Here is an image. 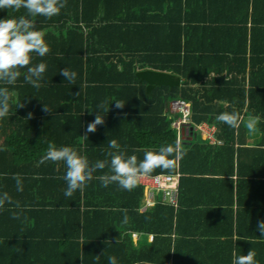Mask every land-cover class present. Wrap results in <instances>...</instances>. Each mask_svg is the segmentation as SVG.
Listing matches in <instances>:
<instances>
[{"label":"trees","instance_id":"trees-1","mask_svg":"<svg viewBox=\"0 0 264 264\" xmlns=\"http://www.w3.org/2000/svg\"><path fill=\"white\" fill-rule=\"evenodd\" d=\"M7 14L8 10H0V18ZM12 14L19 16L26 10ZM35 19L46 34L50 51L44 57L33 55L32 63L44 62L47 68L39 89L25 82L27 69L21 70L14 87L9 86L12 106L8 117L0 119V173L10 184L16 183L12 176L19 173L28 186L39 187V196L35 204L17 206L12 202L0 208V264H108L109 256H115L117 264H147L142 247L128 245L121 233L148 231L152 221L160 220L159 225L166 224L162 231L167 227L169 232L176 220L177 238L173 254L170 248L167 255L156 260L151 257V264H232L234 253L244 255L249 249L256 252L257 264H264V236L256 231V221L264 218V203L238 204L237 217L228 209L230 230L221 232L218 227L221 234L213 248L216 256H201L198 262L184 253L188 230L178 222L181 214H188L184 199L189 190L193 192L196 182L208 185V178L198 175L208 167L216 176L226 174L222 181L230 183L233 190L230 177L234 173L236 128L218 121L219 113L235 109L242 114L245 109L246 114L261 118L258 146L243 149L252 159L250 164L258 167V174L264 172V0H66L59 15ZM65 67L77 73L75 84L60 75ZM148 68L184 79L180 84L155 85L147 91L146 82L136 72ZM172 99L188 102L192 127L202 121L214 123L216 135L225 141L219 146L182 137L179 144L184 154L175 161V168H158L150 174L181 173L180 204L158 202L150 210H141L144 186L138 184L132 191L114 183L101 186L95 177L108 172L107 167L94 173L83 192L64 196L69 205L44 197L49 193L64 195L66 188L62 163L59 171L51 161L40 163L49 142L82 149L89 160L109 159L108 143L99 146L109 133L95 139V132H87L103 102L102 114L110 109L98 126L105 134L111 129L110 119L120 126L128 121L135 138L132 150H127L129 155L133 149L174 144L177 129L171 127L174 119L168 110ZM116 101L125 104L117 108ZM19 103L23 106L16 108ZM45 105L48 111H44ZM134 154L143 158L142 151ZM226 163L229 169L221 175L225 168L218 170V166ZM238 173L242 174L240 165ZM34 174L39 178H30ZM47 182L52 186L49 193ZM203 188L197 192L206 191ZM259 188L264 191V182ZM82 200L86 203L83 212L79 206ZM62 205L70 209L63 210ZM13 213L18 218H13ZM235 224L243 237L236 241L229 238ZM37 252L42 258L33 260Z\"/></svg>","mask_w":264,"mask_h":264},{"label":"clouds","instance_id":"clouds-1","mask_svg":"<svg viewBox=\"0 0 264 264\" xmlns=\"http://www.w3.org/2000/svg\"><path fill=\"white\" fill-rule=\"evenodd\" d=\"M65 6L66 0H0V10H8L7 16L0 18V119L8 117L10 113L13 92L9 86L16 85L22 75V69H27L24 73L25 82L36 89L42 86L41 82L47 65L44 62L33 64V55L44 57L49 53L50 47L45 40V32L37 27L35 18L51 19L59 15ZM21 9L26 10V14L19 16L12 14ZM59 72L64 80L75 84L77 79L75 71L65 67ZM76 94L78 95L79 91ZM124 104L116 101L115 106L122 108ZM22 106L19 103L16 108ZM103 109L102 102L97 106L94 120L87 125L88 133L95 132L97 126L104 123V114L109 111L110 107L102 114ZM48 110L49 108L45 105L44 111ZM216 119L231 128H238L244 121V117L235 109L219 113ZM260 121L261 118L255 115L247 118L245 124L250 134L257 131ZM108 147L110 151L106 155L109 159L97 160L92 163L82 149L78 150L70 145L58 146L55 142H49L40 163L51 161L57 165V171L60 170L61 163L64 165L65 172L61 177L66 182L64 196L71 197L77 190L83 192L88 182L94 178V173L104 170L106 167L108 172L95 177L101 182V186L107 187L114 183L120 189L132 191L138 186L141 177L150 175L156 169L173 170L175 161L184 154L179 142L161 145L158 149H133L131 155L128 154L127 149L121 148L116 139L108 141ZM137 151L143 152L142 159H138L134 154ZM12 179L16 182L17 191H23L22 176L17 173L12 176ZM5 202H13L6 192L0 194V208L4 207ZM17 206H19L18 202ZM13 218H18L16 213H13ZM127 220L125 212L123 222L126 223ZM256 231L264 236V218L256 221ZM255 256L256 252L252 249H249L244 255L234 253L232 264H257ZM99 258L100 255H97V259ZM81 259L83 258L81 257ZM108 264H117L116 257L109 256Z\"/></svg>","mask_w":264,"mask_h":264},{"label":"crops","instance_id":"crops-1","mask_svg":"<svg viewBox=\"0 0 264 264\" xmlns=\"http://www.w3.org/2000/svg\"><path fill=\"white\" fill-rule=\"evenodd\" d=\"M149 69V68H148ZM142 70V69H141ZM153 70V69H150ZM160 71V70H155ZM166 72V71H161ZM169 74L174 75L175 77L180 78V83L184 78L180 77L177 74H174L172 72H167ZM139 77V76H138ZM143 79L141 78V81ZM145 81V80H144ZM146 82V81H145ZM179 83V84H180ZM159 85V84H156ZM164 85V84H163ZM155 86V85H154ZM153 86V87H154ZM152 87V88H153ZM151 88V89H152ZM146 89H147V82H146ZM151 89L149 91H151ZM170 104V102H169ZM169 114L174 118V115L170 111V106H168ZM242 117H244V121L241 122L240 126L235 129V141H234V173L231 175L230 179L233 182V190L231 188L230 183L223 182L225 181L226 174L223 175L225 177H219L216 176V171L213 170L212 167H208L207 171L204 174H198L201 176H206L208 178V185H200V182H196V186L193 189V192L189 190L187 193V198L184 199V203L187 204L185 206V210L188 211V214L185 215V213L178 219L179 224H184L186 226L185 230H188L187 232V246H184L183 250L185 254H191L192 259H197L194 262H198V257H205L207 259L216 256L213 253V248L216 245V239L218 238V235L221 234V232L229 233L230 228L228 227L226 217L228 216L229 210H232V214L237 217V213L239 212V205L238 204H263L264 203V194L260 193L259 191H263L259 188L260 182H264V172H260L258 174V167L255 165H252V159L248 155V153L243 149L245 148H253L258 146V139L261 135V132L258 130L254 134H250L246 128V120L248 117L252 116L245 113V109L243 110ZM118 119V118H116ZM119 120V119H118ZM173 122L171 123V127L174 128ZM126 126H120L118 121L115 119H110L111 129L110 131H106L104 134V131L101 130V128L98 126L95 133L94 138L102 137V135L106 136V134L109 133L108 137H104L102 139V143L99 142V146H106L104 144H107L108 141L111 139H116L118 143L121 145L122 149L132 150L133 143L135 141V138L133 137V132H130L128 130V121L125 122ZM243 124V126H242ZM124 125V124H123ZM205 126L206 129L208 128L209 134L206 132H203L201 130H198L191 135V132L187 129L184 134L182 135V132H178L177 130V142L180 141L182 137L192 138L194 141H206L209 144L212 145H219L223 146L225 144V141L221 138H219L216 133L218 131V126L214 123H208L206 121H202L200 123V126ZM62 134H65L63 131ZM98 139V138H97ZM101 139V138H100ZM96 142V140H95ZM180 143V142H179ZM84 146V145H83ZM108 146V145H107ZM222 151H227L226 148H222ZM103 158V156H102ZM96 159V160H95ZM101 160V158L98 157H91L90 162L92 161ZM228 163V162H227ZM226 163L225 167H219L218 170L221 168V175L223 173H226L227 169H229L228 164ZM240 165V171L242 174L238 173ZM177 172V171H176ZM175 172V173H176ZM33 174V173H31ZM157 174H166L158 172ZM171 174V173H170ZM179 182L177 187V204H180L179 202V185H180V177L181 173H179ZM244 174V175H243ZM197 175V176H198ZM1 173H0V194L8 193V195L12 198V201L17 204H35L33 202L35 199L39 196V187L33 186L32 188L31 184L28 186L27 180H25V177H23L22 183H23V191H17L16 189V183L10 184V181L1 179ZM151 175L143 176L140 179L139 184L143 185L145 188V204L141 207V210H150L157 206L156 203L161 202L164 204H169L161 200L162 192L156 193V196L154 199H151L150 196H148V186L145 184L146 178ZM30 178H39L37 174L31 175ZM229 178V177H228ZM221 179V180H220ZM223 180V181H222ZM240 184V191H238ZM204 187L206 191H200L199 188ZM45 189H48L51 186L50 182H47ZM32 188V189H31ZM55 188V185L54 187ZM44 189V191H45ZM254 191H253V190ZM208 190V191H207ZM50 192V189H48V193ZM239 192V195L237 194ZM264 192V191H263ZM61 196L62 198H59ZM44 197H49L48 201H56L61 202L63 204H68L67 199L64 198V195H57L54 196V194L49 193L48 195H45ZM5 204H9L8 202H5ZM84 201L82 200L80 202V210L83 212L85 210ZM189 204H196L194 206H189ZM226 204V205H224ZM232 204V205H230ZM63 206V210H66L67 207L65 205ZM5 208V206H4ZM193 210H196V214H194ZM1 216V214H0ZM226 219V221H225ZM162 221V220H160ZM160 221H152L151 230H144V231H126L121 233V237H125L127 240L126 243L128 245H132L134 248L142 247L144 256V262L147 264H151V257L156 260L157 256H161L162 254L167 255V251L171 248V253L173 254V248L174 243L176 242L177 238V232H176V220L173 221V225L170 230L168 231V228L166 227L163 231L162 229L165 227V223L162 225ZM196 223L197 225H194ZM158 225V226H157ZM101 226V224H100ZM222 228L221 232L219 231V228ZM159 228V229H158ZM158 229V230H157ZM246 230V229H245ZM243 238L241 235H239L238 230L236 229V224L233 227L232 230V236L229 238H232L233 240H237L239 238ZM245 237V236H244ZM1 252V251H0ZM183 253V254H184ZM182 254V257L186 259V256ZM41 253H35L33 255V260H39L42 257ZM172 257V255H171ZM190 257V255H189ZM221 257V256H220ZM150 258V259H149ZM20 260H23V258L20 256ZM136 262V261H133ZM172 264V263H171Z\"/></svg>","mask_w":264,"mask_h":264},{"label":"built area","instance_id":"built-area-1","mask_svg":"<svg viewBox=\"0 0 264 264\" xmlns=\"http://www.w3.org/2000/svg\"><path fill=\"white\" fill-rule=\"evenodd\" d=\"M169 106L171 113L176 115L173 125L178 132H182V135L187 129L191 132V135L198 130L209 134L207 132L208 128L206 129L205 126H200V124L195 125V127L191 126V107L186 100L172 99ZM179 176V172L148 176L145 181L148 186V196L154 199L156 193L162 192L161 200L171 205H176Z\"/></svg>","mask_w":264,"mask_h":264},{"label":"water","instance_id":"water-1","mask_svg":"<svg viewBox=\"0 0 264 264\" xmlns=\"http://www.w3.org/2000/svg\"><path fill=\"white\" fill-rule=\"evenodd\" d=\"M136 74L147 82V91H149L156 84L173 86L174 84L180 83L179 77H175L167 72L142 69L138 70Z\"/></svg>","mask_w":264,"mask_h":264}]
</instances>
